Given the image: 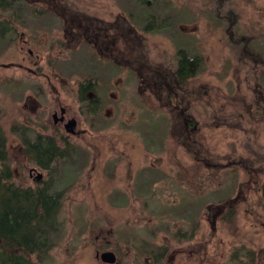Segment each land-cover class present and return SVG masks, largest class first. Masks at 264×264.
<instances>
[{
  "label": "rangeland",
  "instance_id": "374dc122",
  "mask_svg": "<svg viewBox=\"0 0 264 264\" xmlns=\"http://www.w3.org/2000/svg\"><path fill=\"white\" fill-rule=\"evenodd\" d=\"M221 1L61 0L68 13L125 20L136 47L125 50L115 28L122 52L113 56L86 40L70 46L48 0L0 10L15 28L0 39L9 182L63 192L62 229L37 264H264V67L231 38L264 54V0ZM180 48L203 60L183 88L172 76ZM88 79L87 96L102 104L96 125L79 95ZM186 103L198 159L174 134L173 113ZM61 107L77 120L75 134L54 120ZM39 133L61 134L70 156L37 165L23 139ZM202 158L222 167L207 170ZM106 251L114 262L97 257Z\"/></svg>",
  "mask_w": 264,
  "mask_h": 264
},
{
  "label": "trees",
  "instance_id": "16d2710c",
  "mask_svg": "<svg viewBox=\"0 0 264 264\" xmlns=\"http://www.w3.org/2000/svg\"><path fill=\"white\" fill-rule=\"evenodd\" d=\"M48 1H50L48 3L51 9L57 14V18L61 19L65 34L69 38L70 46H73V42L77 39L86 40L94 44L100 54L107 52L108 55L113 56L110 50L117 53L122 52L121 48L117 47L118 35L124 38L125 45H127L125 50H131L135 46L132 44L133 39L127 33L126 27L128 26L125 20L108 24L98 18H91L78 12L72 11L68 13L61 0H56V2L55 0ZM217 1L218 5L221 4V6L226 3L221 0ZM137 2L142 5L146 0H137ZM23 3L24 0H0V10L6 12L17 8L21 9ZM227 15L233 16L236 21L239 20L235 10L229 8ZM69 20H77V22L72 23ZM148 22L150 25L152 20H148ZM115 28L119 29L118 35L116 30L113 32ZM99 29H102V33L97 32ZM14 31L15 28L12 26V21L0 12V39L2 40L7 35H12ZM233 35L234 33L231 38L234 39V43H239L243 47L247 57L264 67V54L251 49L248 41L239 40L236 34ZM178 54V65L172 76H174L178 87L183 88L187 85L189 79L199 72L203 60L201 56L194 55L184 48H180ZM145 77V71H141L140 79ZM94 87V81L91 79L82 82L79 88V95L84 112L93 122V125H96L100 120L102 104L97 98L87 96V92L95 89ZM159 91L160 93L162 92L161 89ZM173 91L175 92V90L170 91V97L177 96ZM161 99L163 98L161 97ZM187 106L188 103L184 105V108L180 107V110L177 109L178 111L173 113L174 134L179 141L183 142L187 151L198 159V154L203 152V149L195 135L194 120L190 115L184 114L183 109ZM60 137H62L61 134L40 133L34 139H30V136L24 137L23 150L29 159L33 160L37 165L44 169H49L56 160L62 161L70 156L65 147L60 145ZM9 159L7 136L0 125V162L3 164L0 170V264H37L33 256L38 259L47 254L54 246L53 234L62 229L63 223L60 219V212L63 207V192L55 191L50 184L38 185L35 188H24L9 182L13 177L12 170L8 164ZM202 159L207 163V170L211 171L222 167L221 163L215 159L210 162L207 159ZM226 164L228 165V163ZM238 164L247 170L252 169L251 165L246 161L240 160ZM254 171L256 172V170ZM262 190L264 197V182ZM163 254L164 252L161 253V256Z\"/></svg>",
  "mask_w": 264,
  "mask_h": 264
},
{
  "label": "flooded vegetation",
  "instance_id": "af4514ba",
  "mask_svg": "<svg viewBox=\"0 0 264 264\" xmlns=\"http://www.w3.org/2000/svg\"><path fill=\"white\" fill-rule=\"evenodd\" d=\"M234 36V35H233ZM66 112H67V110H65V108H62L61 107V116H58V114H57V112H55L54 114H53V117H54V120L56 121V122H58V120H59V122H61L62 124H64V127H65V129L67 130V131H69L71 134H75V132H76V126H77V124L78 123H76V125L74 126V127H70L69 126V124L73 121V119H75V118H68L67 117V115H66ZM264 117V116H263ZM76 122H77V120H76ZM73 132H72V131ZM42 180V179H41ZM40 181V180H39Z\"/></svg>",
  "mask_w": 264,
  "mask_h": 264
},
{
  "label": "water",
  "instance_id": "95a60500",
  "mask_svg": "<svg viewBox=\"0 0 264 264\" xmlns=\"http://www.w3.org/2000/svg\"><path fill=\"white\" fill-rule=\"evenodd\" d=\"M76 119H73V121L69 124L70 127H74L76 125ZM72 131V130H71ZM73 132V131H72ZM43 177L42 173H39L36 177L37 181L41 180ZM97 257L101 258V260H103L104 262H114V260L116 259L115 255L113 252L111 251H106V252H102V253H97Z\"/></svg>",
  "mask_w": 264,
  "mask_h": 264
}]
</instances>
